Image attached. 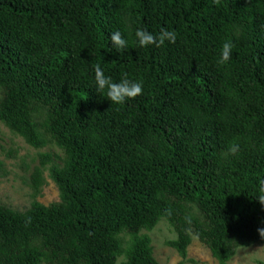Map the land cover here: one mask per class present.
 I'll return each mask as SVG.
<instances>
[{"label": "trees", "instance_id": "16d2710c", "mask_svg": "<svg viewBox=\"0 0 264 264\" xmlns=\"http://www.w3.org/2000/svg\"><path fill=\"white\" fill-rule=\"evenodd\" d=\"M137 29L176 42L140 47ZM97 66L142 94L108 101ZM0 123L63 155L59 202L0 204V264H159L143 232L162 219L183 259L195 236L228 264L264 245V0H0Z\"/></svg>", "mask_w": 264, "mask_h": 264}, {"label": "rangeland", "instance_id": "374dc122", "mask_svg": "<svg viewBox=\"0 0 264 264\" xmlns=\"http://www.w3.org/2000/svg\"><path fill=\"white\" fill-rule=\"evenodd\" d=\"M49 155L50 162L43 168V184L39 194L34 197L32 177L36 168L41 167L42 155ZM0 162L3 164L0 176V204L13 210L24 212L34 201L45 206L60 201L59 190L50 178L52 165L62 166V152L54 145L42 149L29 146L21 137L12 133L0 123ZM148 234L151 239L153 255L159 264H217L206 249L192 236L185 259L167 243L177 239V233L170 224L162 219ZM121 259L119 260L120 263ZM264 262V245L240 248L228 264H258ZM118 263V264H119Z\"/></svg>", "mask_w": 264, "mask_h": 264}, {"label": "clouds", "instance_id": "9594fccd", "mask_svg": "<svg viewBox=\"0 0 264 264\" xmlns=\"http://www.w3.org/2000/svg\"><path fill=\"white\" fill-rule=\"evenodd\" d=\"M135 37L140 47L150 45L161 46L165 41L168 43H175L177 34L175 31L161 29L158 35H153L144 29H137ZM109 39L117 49H122L127 46V41L122 38L119 30L113 31ZM233 47L231 41H226L222 44L219 63L227 62L230 59L231 48ZM95 83L97 92H105L108 101L112 103H122L125 99L135 98L142 94V82L122 78L118 83L112 82L110 77L104 75L103 70L97 66L95 68ZM235 151V148L232 149ZM262 206H264V179L258 181V195L256 199ZM259 235L264 237V228H258Z\"/></svg>", "mask_w": 264, "mask_h": 264}]
</instances>
